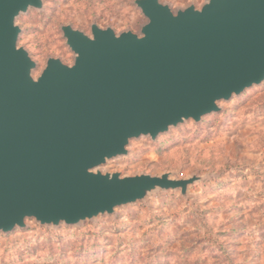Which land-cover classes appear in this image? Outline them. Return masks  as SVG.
Segmentation results:
<instances>
[{
    "label": "water",
    "instance_id": "obj_1",
    "mask_svg": "<svg viewBox=\"0 0 264 264\" xmlns=\"http://www.w3.org/2000/svg\"><path fill=\"white\" fill-rule=\"evenodd\" d=\"M134 4L147 19L139 34L63 26L74 63L50 58L35 78L16 21L44 1L0 0V233L30 219L78 226L158 191L187 196L199 176L101 168L127 156L131 141L199 123L264 82V0Z\"/></svg>",
    "mask_w": 264,
    "mask_h": 264
},
{
    "label": "rangeland",
    "instance_id": "obj_2",
    "mask_svg": "<svg viewBox=\"0 0 264 264\" xmlns=\"http://www.w3.org/2000/svg\"><path fill=\"white\" fill-rule=\"evenodd\" d=\"M16 21L19 46L37 68L74 63L61 28L139 34L147 19L136 0H43ZM174 11L207 0H161ZM221 112L185 122L156 140L131 141L103 173L199 176L187 196L158 191L114 215L82 223L0 233V264H264V82L219 103Z\"/></svg>",
    "mask_w": 264,
    "mask_h": 264
}]
</instances>
